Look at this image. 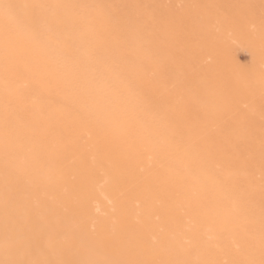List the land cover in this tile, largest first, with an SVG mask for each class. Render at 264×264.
<instances>
[{"label": "bare ground", "instance_id": "1", "mask_svg": "<svg viewBox=\"0 0 264 264\" xmlns=\"http://www.w3.org/2000/svg\"><path fill=\"white\" fill-rule=\"evenodd\" d=\"M93 1L14 0L78 7L0 32V260L259 264L264 0L111 1L131 24ZM36 208L55 224L42 235L39 218L27 252L28 227L11 231Z\"/></svg>", "mask_w": 264, "mask_h": 264}, {"label": "rangeland", "instance_id": "2", "mask_svg": "<svg viewBox=\"0 0 264 264\" xmlns=\"http://www.w3.org/2000/svg\"><path fill=\"white\" fill-rule=\"evenodd\" d=\"M92 1H93V0H92ZM96 1H97V3H98L99 5L101 4V6H102V8L104 9L105 12H109V11L111 12V10H113L114 19H115L116 22H118L119 20L121 21V18L124 19V21H123V20H122V21H123L124 23H126V24H131V23L134 21V15L132 14V5H130V3H128L129 5L125 4V2H126L127 0L124 2L123 5H119V6L116 5V6H115V9H111V8H109V7H110L109 5L111 4V1H113V0H96ZM165 1H166V3H164V4H166L165 6H166L167 8H168V5H169V4H170V6L173 5V2H172L171 0H170V2H167V1H169V0H163V2H165ZM93 2H94V1H93ZM107 3H108V4H107ZM168 3H169V4H168ZM171 3H172V4H171ZM105 5H106V6H105ZM107 5H108V7H107ZM124 5H125V6H124ZM101 6H100V7H101ZM128 6H129V7H128ZM106 7L108 8V11L106 10V9H107ZM120 7H122V8H120ZM118 8H119V9H118ZM117 10H118V11H117ZM128 10H129V11H128ZM121 11H122V12H121ZM129 12H130V13H129ZM262 12H263V11H261V13H262ZM118 15H119L120 17H118ZM124 15H125L126 17H125ZM262 15H263V18H264V14H262ZM128 17H129V19H128ZM126 18H127V20H126ZM117 19H118V20H117ZM122 21H121V22H122ZM186 29L189 30L188 25L186 26ZM144 32H145V31H144ZM144 32H143V33H144ZM245 49H246V48H245ZM245 49H243V48H238V49L236 50V57L239 58V59H236V60H237V61H236V66H237V68H240V67L243 68V69H242L243 71H245V69L249 70V69L252 67V61H251V55H250V52H249L248 50H245ZM247 52H249V53H247ZM238 63H239V65H237ZM240 63H241V64H240ZM240 65H241V66H240ZM249 66H251V67H249ZM246 67H248V68H246ZM247 70H246V71H247ZM177 72H178L180 75H181L182 73H184L183 76H184V78L186 77L185 79H186L187 82L190 81V82H189L190 85H191L192 83L195 84V85H193V84L191 85L195 93H198V92H200V91L202 92V91L204 90V85H203L204 83H203V82H200L201 80H198V79H200V77H199L198 75H195L194 78H190V77H188V76H189V75H188V72H187L186 70H184V68H182V67H181V69H180L179 71L177 70ZM174 73H175V72H174ZM195 77H196V78H195ZM189 78H190V79H189ZM199 82H200V83H199ZM199 85H200V86H199ZM197 87H198V88H197ZM199 87H201V88H199ZM195 90H197L198 92L195 91ZM0 152H1V148H0ZM2 153H3V152H1V154H2ZM1 154H0V156H1ZM3 160H5L4 157H2V158L0 159V163H2ZM3 162H4V161H3ZM4 164H6V163H4ZM3 189H4L5 193H6V195H7V194H10V195H11V193L13 194V192H11V193H10V192L7 193V192H8V190H6V189H7V186H3ZM8 189H9V188H8ZM10 190H11V189H10ZM10 190H9V191H10ZM6 191H7V192H6ZM22 195H23V197H22ZM22 195H20V197H18V199H16V201L19 202V204H18V202H16V204H18L19 206H21L23 203L25 204V202L27 201V199H25V198H28V197H29V194L27 195V194L24 193V194H22ZM14 196H15V195H14ZM25 196H26V197H25ZM20 199H22V200H20ZM19 200H20V201H19ZM24 204H23V205H24ZM34 204H37V203H34ZM18 205H15V206L18 207ZM15 206H14V207H15ZM7 207H8V206H7ZM16 207H15V208H16ZM37 208H38V207H37ZM37 208H36V209H37ZM34 210H35V209H34ZM34 210L32 211V213H31V212L29 213L30 215L28 214V215H29V218H27V219H24L22 216H19V218L22 217L24 220H20L21 218H20V219L18 218L19 221H18V219H17V227L15 226L16 223H15V225L13 224V219H11V220H12V223H10V221H11L10 219H5V220H7V221L9 220L8 223H6V221H5L6 224H9V225H11V226L14 225L16 228H18V230H17V229L14 227L15 230L11 231V227H10L9 225H7V226H9L8 229H9L13 234H15L16 231H17V233H18L20 230L24 229V227H28V228H25L26 230L24 229V230L22 231V232L25 233L24 237H22V238H25L24 240H26V239L28 240V241H26V242L24 241V242L26 243V246H27V248H26V251H27V252H28V248L32 246V242H33V241H31V240L29 241V239L32 237V234L30 233V232H31L30 230H31V228H32V226H33L34 224H35L34 227H35V226H36V227L38 226V224H39L40 222H38L37 220H38L39 218H40L39 221L42 219V215H41V216L39 215L40 210H38V209L35 210V211H34ZM49 210H50V209L46 210V211H48V212H47V215H49V212H50ZM8 211H9V210L5 211V214L7 215V213H8V214L11 215L13 212H15V214H16V213L18 212V209H16V210L13 211L12 213L10 212V211H12V210H10L9 212H8ZM6 212H7V213H6ZM19 212H20V211H19ZM34 212H35V213H34ZM33 213H34V215H33ZM3 214H4V213H3ZM13 214H14V213H13ZM17 214H19V213H17ZM17 214H16V216H18ZM6 215H4L3 217L6 218V217L8 216L9 218H11V216H12V215H11V216H9V215L6 216ZM19 215H20V214H19ZM38 215H39V216H38ZM50 215H51V216H50ZM50 215H49V218H48L47 216H45V215L43 216L44 219L48 218V220H47V219H46V220H44V219L41 220V221L43 222V225H41V229H42V232H41V233H42V235H46V234H48V233H51L50 230H51V227H53V226L50 225L51 227L49 228V226L47 225L48 223H49V224H53V225L55 224V218L52 217L53 214H50ZM66 215H67V214H62L61 216H63V218L61 217V219L64 220ZM13 216H14V215H13ZM30 216H32V217H30ZM8 217H7V218H8ZM45 217H46V218H45ZM31 218H32V219H31ZM52 219H53V220H52ZM20 221H21V222L23 221L22 223H26V224H23V225H22V223H21V225H19L18 223H19ZM31 221H33V222L31 223ZM45 221H46V222H45ZM53 221H54V223H50V222H53ZM14 222H15V221H14ZM27 222H28V223H27ZM44 222H45V223H44ZM29 223H30V224H29ZM12 224H13V225H12ZM36 224H37V225H36ZM45 224L47 225L48 228L46 227ZM18 225H19V226H18ZM26 225H27V226H26ZM30 225H31V226H30ZM39 225H40V224H39ZM44 225H45V226H44ZM20 226H21V227L24 226V227H22V229H21ZM19 227H20V228H19ZM34 227H33V228H34ZM44 227H46L45 229H47V231H44ZM48 229H49V230H48ZM74 229H75V228H74ZM52 230H53V229H52ZM20 232H21V231H20ZM63 232H64V231H63ZM27 233H30L31 236H30L29 234H27ZM26 234L28 235V237L30 236V238L25 237V236H27ZM65 234H66L65 232H64L63 234H61V232H60V236H63V235H65ZM0 235H1V234H0ZM7 237H8V236H7ZM0 239H1V240H0V245H1L2 242H3L4 240H6L7 238L1 236ZM30 242H31V245L28 247V244H30ZM97 249H98V248H97ZM97 249H96V250H97ZM98 251H99V249H98ZM27 252H26V253H27ZM55 252H56V251H50V253L48 254L47 257H50V254H51V255L55 256L54 259H55V263H56V264H60V263H61V264H66V261H67V259H66V257H65V256H66V255H65L66 252L64 251L65 254L62 253L63 251H62V252H59V253H61V254H60V255L57 254L58 256L55 255ZM26 253L24 252V254H26ZM27 254H29V253H27ZM113 254H114V256H113V255H110V254H108V255L106 254V256H111V258H112V256H113V258H114L116 255H115V253H113ZM64 255H65V256H64ZM56 256L59 258V261H57L58 259H57ZM64 257H65L66 260L64 259ZM56 259H57V260H56ZM60 259H61V260H60ZM0 261H1V260H0ZM3 261H6V259H3ZM56 261H57L58 263H57ZM61 261H62V262H61ZM55 263H54V264H55ZM126 264H127V263H126ZM130 264H133V262H131Z\"/></svg>", "mask_w": 264, "mask_h": 264}, {"label": "snow or ice", "instance_id": "3", "mask_svg": "<svg viewBox=\"0 0 264 264\" xmlns=\"http://www.w3.org/2000/svg\"><path fill=\"white\" fill-rule=\"evenodd\" d=\"M75 5H44V4H22L14 2V0H0V19L3 24L0 25V32L5 38H9L17 31L29 30L34 27L37 18L38 10L51 9H66L75 8ZM32 10L31 15L27 10ZM264 80V76H262ZM260 246L262 258L259 264H264V223L261 226ZM0 264H25L23 261H0ZM234 264H256L255 260L236 261Z\"/></svg>", "mask_w": 264, "mask_h": 264}]
</instances>
